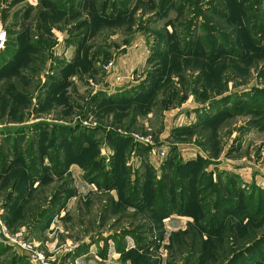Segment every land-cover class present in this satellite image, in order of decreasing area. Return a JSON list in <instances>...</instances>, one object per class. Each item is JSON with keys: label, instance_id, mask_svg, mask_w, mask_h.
Listing matches in <instances>:
<instances>
[{"label": "rangeland", "instance_id": "1", "mask_svg": "<svg viewBox=\"0 0 264 264\" xmlns=\"http://www.w3.org/2000/svg\"><path fill=\"white\" fill-rule=\"evenodd\" d=\"M0 264H264V0H0Z\"/></svg>", "mask_w": 264, "mask_h": 264}, {"label": "water", "instance_id": "2", "mask_svg": "<svg viewBox=\"0 0 264 264\" xmlns=\"http://www.w3.org/2000/svg\"><path fill=\"white\" fill-rule=\"evenodd\" d=\"M0 238L3 240H7L8 238L6 237V235L3 232L2 226L0 225Z\"/></svg>", "mask_w": 264, "mask_h": 264}]
</instances>
